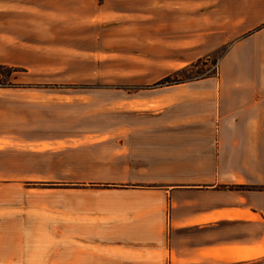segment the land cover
<instances>
[{"label": "crops", "instance_id": "1", "mask_svg": "<svg viewBox=\"0 0 264 264\" xmlns=\"http://www.w3.org/2000/svg\"><path fill=\"white\" fill-rule=\"evenodd\" d=\"M131 3L193 53L175 70L221 51L216 74L108 131L0 137V264H29L28 237L66 264H264V190L230 189L264 187V0Z\"/></svg>", "mask_w": 264, "mask_h": 264}, {"label": "rangeland", "instance_id": "2", "mask_svg": "<svg viewBox=\"0 0 264 264\" xmlns=\"http://www.w3.org/2000/svg\"><path fill=\"white\" fill-rule=\"evenodd\" d=\"M146 14L144 4L131 0H0V65L10 68L3 80L11 84L0 87V137L108 131L130 116H146L174 81L216 74L221 51L175 70L193 53L173 43L176 30L147 27ZM55 184L27 188H67ZM28 238L29 264H66L50 237Z\"/></svg>", "mask_w": 264, "mask_h": 264}, {"label": "trees", "instance_id": "3", "mask_svg": "<svg viewBox=\"0 0 264 264\" xmlns=\"http://www.w3.org/2000/svg\"><path fill=\"white\" fill-rule=\"evenodd\" d=\"M198 62V61H197ZM202 62V61H200ZM196 65V64H195ZM194 65V66H195ZM10 69V68H9ZM8 68L0 65V87H7V86H11L10 83H6L3 80V73H6L7 70H9ZM165 82L169 81V77H167L166 79H164ZM185 81L182 80H176L174 81V83L172 84H177V83H182ZM230 189H236V190H264V187H259V188H254V187H249V186H235V187H230Z\"/></svg>", "mask_w": 264, "mask_h": 264}]
</instances>
